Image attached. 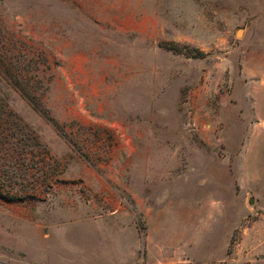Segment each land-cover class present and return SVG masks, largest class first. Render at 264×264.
<instances>
[{
  "label": "rangeland",
  "instance_id": "obj_1",
  "mask_svg": "<svg viewBox=\"0 0 264 264\" xmlns=\"http://www.w3.org/2000/svg\"><path fill=\"white\" fill-rule=\"evenodd\" d=\"M0 264H264V0H0Z\"/></svg>",
  "mask_w": 264,
  "mask_h": 264
}]
</instances>
